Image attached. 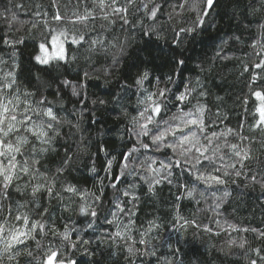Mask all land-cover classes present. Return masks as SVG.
I'll list each match as a JSON object with an SVG mask.
<instances>
[{
	"label": "trees",
	"instance_id": "trees-1",
	"mask_svg": "<svg viewBox=\"0 0 264 264\" xmlns=\"http://www.w3.org/2000/svg\"><path fill=\"white\" fill-rule=\"evenodd\" d=\"M178 3L179 0H169V5ZM261 3L264 0H216L214 10L205 18L204 26L197 28L192 35L181 33L178 44L174 42L176 33L180 28L194 26L196 10L202 7L195 4L194 0H188L185 9H178V14H173L171 19L168 16L170 6L165 7L163 14H158V20H147L142 15L130 14L128 25H122L118 19L115 24L109 25L106 21L97 19L87 31L83 45L68 46L69 56L74 59L60 70L62 75L59 79H67L74 85H86L87 99L81 103L80 98L72 94L71 88L60 85L63 108L58 106L57 110L60 111L63 123L59 126L60 135L55 141V151L45 167L55 173L66 156H70L71 160L68 170L62 177H58L57 190H60V185L70 182L77 187L95 191L99 180L90 171L95 166L98 169L95 175L104 178L106 185L103 197L105 207L108 206L109 199L115 198V191L107 185L119 172L120 153L131 147L134 140L126 135L123 141L119 138L127 126V118L119 105L109 103L93 114L91 100L97 97L110 100L111 94L118 91L121 83L127 81L131 84L130 77L136 74V67L133 65L148 70L151 76L162 80L174 70L180 73L176 85H169L173 91L181 82H191L195 86L199 80L207 91V96L202 101L208 109L207 119L217 122L218 131L231 128L251 137V142L246 140L244 143L249 144L257 159L250 162L252 172L248 175L264 169V133L251 128L256 119L254 114L258 103L251 95L255 86L250 88L249 72L243 71L245 64L256 59L249 45L261 34L259 23H264V13H254L250 5L255 4L259 8ZM17 4H22L23 9L16 8ZM76 5L77 0H56L55 5L53 0H0V59L7 62L0 64V68L8 70V66L12 64L11 54L15 50L17 62L31 70L30 84L26 83L29 73L23 74L22 83L25 86L34 87L37 83L36 76L48 79L47 73L38 71L41 66L32 61L38 43L49 31L44 20L47 19L55 26L51 17L56 10L70 16L73 11L78 10ZM87 6L91 7V0H88ZM84 7L85 4H79L80 11ZM6 9L9 11H5ZM44 13L48 14L47 17ZM13 16L16 20H13ZM148 27L155 28L150 36L143 34V29ZM97 37L104 40V46L96 45L90 49V40ZM21 39L23 43L16 44L14 49L4 43L5 40ZM119 45H125L123 53ZM173 55L185 59V65L176 67ZM116 61L119 63H115ZM140 61H143L142 65ZM256 71L252 69L253 74ZM85 73H88V78H85ZM105 78L110 82L108 87H103ZM57 86L54 84L46 93L49 100L57 99L53 94ZM134 103L135 97L125 100L129 114L133 113ZM96 117H100V120L93 123ZM74 125H79V128ZM104 150H107L108 156ZM113 155L116 156V161L111 172L106 173L103 171L106 161ZM148 155L161 157L160 153ZM133 182L138 185L139 201L133 209L135 216L132 219L135 224L132 234L138 238V230L151 228L146 239L150 241V250L155 251L154 256L137 258L136 264H141V261L143 264H249L251 259L257 260V264H264V260L255 252L259 249L261 255H264V237L252 231H224L215 224L216 220H220L222 223L227 221L234 224L237 228L264 231V189L259 184H252L244 176H233L228 184L205 191V197L202 198L199 192L204 191V186L190 177L180 176L179 183L188 182L189 187L197 188L194 197L188 198L179 187L176 177H173L172 184L165 182L158 185L155 195L148 192L143 181H133L132 177L122 180L119 186L126 188ZM225 190L229 193L228 196L223 195ZM213 191L222 197L218 209H215L217 201L211 194ZM63 195V203L59 200L49 202L46 193H43L40 202L48 208L56 228L63 231L65 226L69 230L76 227L82 238L93 242L90 250L95 252L94 256H89L69 248V258L76 259L78 264H128L124 241L108 236V233H115L116 227L105 224L101 216L95 229L85 231L86 220L78 212L80 201L75 197L70 201V194ZM178 196L182 198L177 199ZM64 205H70V210L65 211ZM47 218L46 216L45 219ZM121 220L127 223L128 217L121 216ZM185 220L194 223H185ZM205 228L210 231H205ZM71 235L73 239L77 238L76 233ZM52 239L51 236L47 238ZM241 244L243 247H240ZM137 246L143 248L141 245Z\"/></svg>",
	"mask_w": 264,
	"mask_h": 264
},
{
	"label": "snow or ice",
	"instance_id": "snow-or-ice-1",
	"mask_svg": "<svg viewBox=\"0 0 264 264\" xmlns=\"http://www.w3.org/2000/svg\"><path fill=\"white\" fill-rule=\"evenodd\" d=\"M55 3L56 0H53L54 5ZM81 3L85 4L82 11L79 10ZM194 3L202 5L198 10L193 9L197 11L195 24L179 29L174 37L177 44L181 33L192 35L197 28L204 26L205 18L214 10L216 0H194ZM87 4L88 0H77L78 10L73 11L70 16L61 14L57 9L51 17L55 26L47 19L44 20L49 31L38 43L32 61L41 66L38 71L47 73L48 79L36 76L37 83L34 87L25 86L22 83L23 74L29 73L26 83L30 84L31 70L17 62L15 50L11 54L12 64L8 66V70L0 68V264H33L34 261L36 264H78L76 259L67 255L69 248L85 255H95L90 250L93 242L82 238L79 229L73 227L69 230L65 226L61 231L55 227L48 208L40 202L43 193H46L49 202L59 200L63 203V193L70 194V201L73 197L77 198L80 201L78 212L86 220L85 231L95 229L103 216L105 224L116 227L115 233H108V236L123 240L125 259L128 264H136L137 258L154 256L155 251L150 250V241L146 239L151 228L138 230V238L132 234L135 224L132 219L135 216L133 209L139 201L138 185L133 182L126 188H121L119 185L122 180L132 177L133 181H143L148 192L153 195L156 194L158 185L165 182L172 184L173 177L179 183L180 176L190 177L197 184L203 185L204 191L199 192L202 198L205 197V191L228 184L233 176H244L252 184H259L264 189V169L248 175L252 172L250 162L257 158L249 144L244 142H251L252 138L231 128L226 131L217 130V122L209 121L206 117L208 109L202 101L207 96V91L199 80L195 86L191 82H181L173 91L169 85H176L180 73L174 70L162 80L151 76L148 70L133 65L136 67V74L130 77L131 84L127 81L121 83L118 91L111 94L110 100L99 97L91 100L93 114L109 103L119 105L127 118V126L119 138L123 141L126 135L134 140L131 147L120 153L119 172L107 185L115 191V198L109 199L108 206L105 207L103 197L106 185L104 178L95 175L98 172L95 166L90 169L95 179L99 180L95 191L77 187L70 182L60 185V190H57L58 177H62L68 170L71 160L70 156H66L55 173L45 167L55 151V141L60 135L59 126L63 123L60 111L57 110L58 106L63 108L60 85L71 88L72 94L78 96L81 103L87 99L85 84L74 85L67 79H59L62 75L60 70L74 59L69 56L68 46L83 45L87 31L97 19L106 21L109 25L115 24L117 19L122 25H128L130 14L142 15L147 20H158V14H163L166 6L171 7L168 13L171 19L173 14H178V9H185L188 0H179L176 5H169V0H91V7ZM23 7L22 4L16 5L18 9ZM250 7L254 13H264V3L259 8L255 4ZM47 15L44 13L45 17ZM13 20H16L15 16ZM132 23L135 25V21ZM259 27L261 34L249 45L256 59L245 64L243 71L249 72V86H255L251 95L258 102L254 114L256 119L251 128L264 133V23H259ZM154 31V27H148L143 29V34L150 36ZM4 43L14 49L23 40H5ZM104 43L102 38L97 37L90 40L89 46L90 49L96 45L103 47ZM119 46L123 53L125 45ZM172 59L176 67H182L186 63L185 59L175 55ZM6 63L0 59V64ZM115 63L118 64L119 61ZM139 63L142 65L143 61ZM252 69L257 71L253 74ZM84 75L88 78V73ZM109 83L105 78L103 87H108ZM54 84L58 85L53 93L57 99L49 100L46 93ZM130 97H135L132 114H129L125 105L126 98ZM217 118L219 119V113ZM99 120L100 117H96L92 122ZM74 126L79 128V125ZM104 151L108 156L107 150ZM148 153H160L162 158ZM114 161L115 155L107 159L103 171L110 173ZM179 187L188 198H193L197 192V188L189 187L188 182L179 183ZM211 194L217 201L215 209H218L222 197L217 196L215 191ZM223 195L228 196L229 193L225 190ZM64 208L69 211L70 205H64ZM121 216L128 217L127 223L121 220ZM184 222L194 223L188 220ZM215 224L224 231H252L264 237V231L255 228H237L234 224L227 221L222 223L220 220H216ZM205 231L210 229L205 228ZM73 232L76 233V239L71 235ZM49 236L53 239L47 240ZM255 252L264 260L259 249ZM249 264H257V260L251 259Z\"/></svg>",
	"mask_w": 264,
	"mask_h": 264
}]
</instances>
